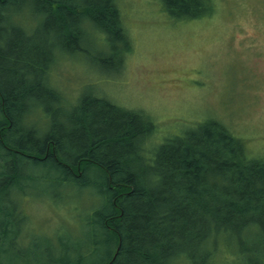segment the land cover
I'll return each instance as SVG.
<instances>
[{
	"label": "trees",
	"instance_id": "trees-1",
	"mask_svg": "<svg viewBox=\"0 0 264 264\" xmlns=\"http://www.w3.org/2000/svg\"><path fill=\"white\" fill-rule=\"evenodd\" d=\"M160 3L176 19L213 12L211 0ZM118 7L119 0H0V130L12 142L6 157L16 145L26 151L11 174L8 157L0 163V194L27 183L88 197L73 247L59 239L64 252L56 253L35 241L31 254L16 259L9 248L31 198L22 194L16 209L0 204V264H264V158L250 157L211 119L148 151L152 117L99 93L70 99L47 83L73 53L107 61L94 51L95 36L112 55L129 50ZM23 64L37 70L36 80ZM20 122L16 143L11 133Z\"/></svg>",
	"mask_w": 264,
	"mask_h": 264
},
{
	"label": "rangeland",
	"instance_id": "rangeland-1",
	"mask_svg": "<svg viewBox=\"0 0 264 264\" xmlns=\"http://www.w3.org/2000/svg\"><path fill=\"white\" fill-rule=\"evenodd\" d=\"M211 4L210 16L183 20L164 11L160 0H119L129 50L112 55L95 36L94 51L107 61L73 53L47 83L63 95L99 93L152 117L157 129L148 151L160 138L211 119L239 139L250 157L264 158V0ZM23 28L28 32L26 24ZM69 190L27 183L10 190L15 209L22 194L32 200L21 208L26 218L15 225L11 253L29 255L35 241L56 253L64 252L59 239L73 247L81 229L80 204L88 197Z\"/></svg>",
	"mask_w": 264,
	"mask_h": 264
},
{
	"label": "bare ground",
	"instance_id": "bare-ground-1",
	"mask_svg": "<svg viewBox=\"0 0 264 264\" xmlns=\"http://www.w3.org/2000/svg\"><path fill=\"white\" fill-rule=\"evenodd\" d=\"M3 33V30H1L0 29V35ZM40 65H43V64H40ZM20 69L24 72V74H25V76L29 79V81H30V83L31 82H33L34 80H36L37 79V77H38V72H37V70H35V69H32V68H28L27 66H25L24 64L23 65H21L20 66ZM34 84H36V83H34ZM76 95H73V96H69V95H66L65 97H69L70 99H74V97H75ZM50 102H51V100H50ZM36 118H37V116H36ZM35 118V119H36ZM21 123V122H20ZM20 128H19V131L18 130H13V132L11 133V135L13 136V137H15V139L14 140H16V143H19L20 141H21V135L22 134H20L19 135V132H24L23 131V125H22V123H21V125L19 126ZM4 132V130H0V163L3 165V161L4 160H6L7 159V157H8V159H9V166H10V169L8 170V174H11L10 172H11V169L14 167V166H16V165H19L20 164V162H21V160L18 158V156H22L23 154H25L26 153V151L24 150V149H19L18 147H17V145H16V147L14 148V150H12V153L10 154V155H7V157L5 156L6 154V152H5V150L7 149H9L8 147H10L11 145V141H10V139H8L7 137H8V135H5V134H3L2 135V133ZM3 136V137H2ZM7 136V137H6ZM11 136V137H12ZM23 136L26 138L25 139V141H26V143H31L30 142V140H29V138H28V135L26 134H24L23 133ZM32 141V140H31ZM164 141V139H161L160 138V140L157 142L158 144L159 143H161V142H163ZM6 148V149H5ZM26 173V172H25ZM2 201V202H1ZM5 204V205H7V206H10V204H11V201H10V192H7V193H1L0 194V204ZM45 250V249H44ZM46 251V250H45ZM17 253V252H16ZM17 255H19L18 253L17 254H15V259L17 258ZM54 255H53V253H47L46 255H45V257H44V262H47L49 259H51L52 257H53ZM14 258H12V260L10 261V263L11 264H18L17 263V261L15 260Z\"/></svg>",
	"mask_w": 264,
	"mask_h": 264
}]
</instances>
